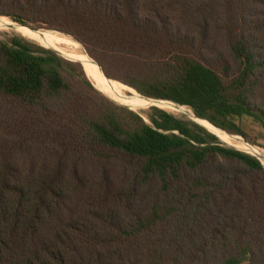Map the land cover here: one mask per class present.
Listing matches in <instances>:
<instances>
[{
    "label": "trees",
    "instance_id": "trees-1",
    "mask_svg": "<svg viewBox=\"0 0 264 264\" xmlns=\"http://www.w3.org/2000/svg\"><path fill=\"white\" fill-rule=\"evenodd\" d=\"M0 16L71 36L103 76L227 134L264 130V0H0ZM0 264H264V165L0 38Z\"/></svg>",
    "mask_w": 264,
    "mask_h": 264
},
{
    "label": "rangeland",
    "instance_id": "rangeland-1",
    "mask_svg": "<svg viewBox=\"0 0 264 264\" xmlns=\"http://www.w3.org/2000/svg\"><path fill=\"white\" fill-rule=\"evenodd\" d=\"M2 21H3V23H2ZM15 26L16 27H23V28H26L28 30L36 31V33L39 36L44 35L43 39H38L37 37H35V38L26 37V36L22 35L21 33H19L16 30ZM13 35L22 36L24 38L32 40V41H34V42H36V43H38V44H40L46 48H50V49L57 51L62 56L69 58V59L75 60L74 58L67 57L65 54L75 53V52L85 53L82 45L69 35H66L62 32L55 31V30H47V29L34 30L30 27L20 25L16 22L12 21L8 17L0 16V38L7 39L8 37L13 36ZM61 39L64 41H61ZM39 40H41V41H39ZM61 50L65 51V52H62ZM106 78H105L106 86H105V88H101V87H98L97 85H95V83L89 77L92 84L104 96H106L110 100L114 101L115 103L128 106L129 108L141 113L145 118H146V113L149 111V107L150 106H157L161 109L168 111L169 113L173 114L177 118H180L183 120L195 121L194 117H193V113L188 107L179 106V105H177V106L176 105H167L161 101H156V100H149V99L145 100L146 97L140 96V94H138L134 89L128 87L127 85H125L119 81H116V80H113L110 78L106 79ZM151 99H153V98H151ZM127 101L128 102L130 101V102L127 103ZM131 103H132V105H131ZM170 107H172V108H170ZM174 107H177V108H174ZM203 123L207 126L208 129H210L220 139L221 142H223L224 144H226L230 147H233V148L241 150V151H245V150H247V148H249L248 144L254 146L255 148H254L253 152H255V150H256V154H258L257 156L260 158V161L264 165V130L261 127H259L256 124H253V123L247 124L246 130L248 133V137L251 141H254V143H255V144H252L250 142V140H246L241 136L230 135V134L227 135L223 131H220L218 128L213 126L212 124L209 125L205 121H203ZM220 132H222V133H220ZM225 137H229V138H225ZM234 137H237V139Z\"/></svg>",
    "mask_w": 264,
    "mask_h": 264
},
{
    "label": "bare ground",
    "instance_id": "bare-ground-1",
    "mask_svg": "<svg viewBox=\"0 0 264 264\" xmlns=\"http://www.w3.org/2000/svg\"><path fill=\"white\" fill-rule=\"evenodd\" d=\"M3 23V21H2ZM16 27V26H15ZM16 30L21 33L22 35L26 36V37H30V38H35L37 37L38 39H43V36H39L36 31H33V30H28L26 28H23V27H16ZM53 39V38H52ZM41 41V40H39ZM61 41H64L61 39ZM46 43V42H45ZM46 45V44H45ZM62 51V50H61ZM62 52H65V51H62ZM67 53V52H66ZM67 57H71V58H74V59H77L79 61L82 62L84 68H85V71L86 73L88 74V76L91 78V80L95 83V85H97L98 87H101V88H105L106 86V80H105V77L102 75L99 67H97L98 65H96L97 63L95 61H93L88 55H86L85 53L83 52H75V53H68V54H65ZM111 89V88H110ZM113 97V96H112ZM145 100H148V99H145ZM126 101V100H125ZM130 102V101H129ZM127 101V103H129ZM153 103V102H152ZM132 105V103H131ZM142 105V104H141ZM167 105H171V104H167ZM164 107V106H163ZM169 107V106H168ZM172 108V107H170ZM174 108H177V107H174ZM173 110V109H172ZM200 124H202L203 126L207 127L203 121L207 122L206 120H200V119H196ZM209 124V123H208ZM210 125V124H209ZM221 131V130H220ZM222 133V132H220ZM226 134V133H225ZM225 138H229V137H225ZM237 139V137H234ZM229 141V140H228ZM255 153H256V150H255Z\"/></svg>",
    "mask_w": 264,
    "mask_h": 264
},
{
    "label": "water",
    "instance_id": "water-1",
    "mask_svg": "<svg viewBox=\"0 0 264 264\" xmlns=\"http://www.w3.org/2000/svg\"><path fill=\"white\" fill-rule=\"evenodd\" d=\"M87 55V54H86ZM91 58V57H90ZM92 59V58H91ZM75 60H77V59H75ZM93 60V59H92ZM79 61V60H78ZM94 61V60H93ZM81 62V61H80ZM81 64H82V62H81ZM98 65V64H97ZM98 67H99V65H98ZM99 69H100V67H99ZM100 71H101V69H100ZM102 72V71H101ZM103 74V73H102ZM105 77V76H104ZM106 78V77H105ZM107 79V78H106ZM141 96V95H140ZM146 99H149V100H156V101H165V100H160V99H151V98H146ZM167 102H169V101H167ZM170 103H172V102H170ZM174 104V103H173ZM176 105V104H175ZM193 117H194V120H195V122H197V123H199L196 119H200V118H197L196 116H194L193 115ZM200 120H203V119H200ZM200 124V123H199ZM201 125V124H200ZM203 126V125H202ZM217 128V127H216ZM220 130V129H219ZM222 131V130H221ZM224 132V131H223ZM213 133V132H212ZM225 133V132H224ZM214 134V133H213ZM227 134V133H226ZM228 135V134H227Z\"/></svg>",
    "mask_w": 264,
    "mask_h": 264
},
{
    "label": "built area",
    "instance_id": "built-area-1",
    "mask_svg": "<svg viewBox=\"0 0 264 264\" xmlns=\"http://www.w3.org/2000/svg\"><path fill=\"white\" fill-rule=\"evenodd\" d=\"M248 147L249 148H247V150H245L243 152L248 153V154H251V155L255 156L256 158H258L260 160V158L257 156L258 154H256L255 152H253V150H254L255 147L252 146V145H250V144H248Z\"/></svg>",
    "mask_w": 264,
    "mask_h": 264
}]
</instances>
